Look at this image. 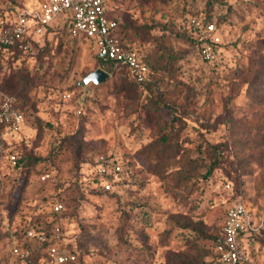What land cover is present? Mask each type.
<instances>
[{
    "label": "rangeland",
    "instance_id": "1",
    "mask_svg": "<svg viewBox=\"0 0 264 264\" xmlns=\"http://www.w3.org/2000/svg\"><path fill=\"white\" fill-rule=\"evenodd\" d=\"M37 3L0 0V264L12 234L54 264L25 237L54 225L65 264H208L233 202L258 224L247 264H264V0H106L150 79L113 66L84 87L100 61L61 22L2 43Z\"/></svg>",
    "mask_w": 264,
    "mask_h": 264
},
{
    "label": "built area",
    "instance_id": "2",
    "mask_svg": "<svg viewBox=\"0 0 264 264\" xmlns=\"http://www.w3.org/2000/svg\"><path fill=\"white\" fill-rule=\"evenodd\" d=\"M37 7H25L18 12L15 21L11 22L8 34L1 38L6 46L21 45L23 39L31 34L44 32L56 20H68L69 30L73 37L87 39L95 55L115 67L125 68L137 82L150 79V70L146 62L119 37V23L108 16L106 0H37ZM209 24L208 29L212 30ZM207 57L212 56V49L206 45ZM14 123L20 121L14 115ZM11 158L15 160V156ZM119 170V166H115ZM103 170V168H101ZM61 204L56 202L54 210L58 212ZM258 229V224L250 212L240 202H233L225 211L220 235L214 244L213 264H247L250 260L243 245L244 240ZM50 239L43 232L34 228L25 231V237L36 238L40 244L46 243L49 260L54 264H65L74 260L75 255L66 251L60 242L62 230L54 225ZM19 242L15 234L11 235L9 251L14 264H32L30 249Z\"/></svg>",
    "mask_w": 264,
    "mask_h": 264
},
{
    "label": "trees",
    "instance_id": "3",
    "mask_svg": "<svg viewBox=\"0 0 264 264\" xmlns=\"http://www.w3.org/2000/svg\"><path fill=\"white\" fill-rule=\"evenodd\" d=\"M55 22H61L62 24H63V26H66L67 27V30H68V32H69V34L71 35V33H70V30H69V25H68V20H56V21H54L53 23H55ZM52 23V24H53ZM52 24L49 26V27H51L52 26ZM48 27V28H49ZM119 27H120V25H119ZM119 32V31H118ZM119 34V33H118ZM72 36V35H71ZM119 37H120V39L122 40V37L119 35ZM9 47H15V46H9ZM98 58V57H97ZM99 59V58H98ZM99 61H100V63H99V65H98V67H100V68H102V69H104V70H106L107 72H110V69L113 67V65L110 63V62H104L102 59H99ZM146 62V61H145ZM146 64H147V62H146ZM148 65V64H147ZM148 67H149V70H150V72H151V69H150V66L148 65ZM125 69V68H124ZM126 70V69H125ZM127 71V70H126ZM128 72V71H127ZM129 74V73H128ZM130 76V75H129ZM130 78L132 79V80H134L131 76H130ZM135 81V80H134ZM149 81V80H148ZM135 82H137V81H135ZM145 82H147V81H145ZM145 82H137V83H145ZM19 161L20 160H18L17 161V163H19ZM220 231H221V229H220ZM220 231H219V233H218V235H217V237H216V239H215V241L217 240V238H218V236L220 235ZM39 232H43L44 234H46V232H44V231H39ZM47 235V234H46ZM215 241H214V243H213V252H212V254H211V256H210V258H209V260H208V264H213V258H215V255H214V244H215ZM67 263H69V262H67Z\"/></svg>",
    "mask_w": 264,
    "mask_h": 264
},
{
    "label": "water",
    "instance_id": "4",
    "mask_svg": "<svg viewBox=\"0 0 264 264\" xmlns=\"http://www.w3.org/2000/svg\"><path fill=\"white\" fill-rule=\"evenodd\" d=\"M110 73L106 70L97 67L95 70L89 72L80 82L79 85L86 86L87 83L93 82L95 84H99L109 78Z\"/></svg>",
    "mask_w": 264,
    "mask_h": 264
}]
</instances>
